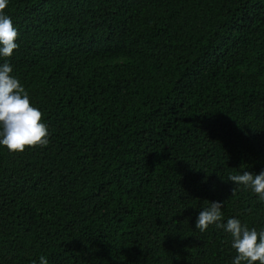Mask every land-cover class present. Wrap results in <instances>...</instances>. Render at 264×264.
<instances>
[{
	"label": "trees",
	"instance_id": "trees-1",
	"mask_svg": "<svg viewBox=\"0 0 264 264\" xmlns=\"http://www.w3.org/2000/svg\"><path fill=\"white\" fill-rule=\"evenodd\" d=\"M46 146L0 145V264H233L264 230V0H8ZM243 264V262H242Z\"/></svg>",
	"mask_w": 264,
	"mask_h": 264
},
{
	"label": "clouds",
	"instance_id": "clouds-1",
	"mask_svg": "<svg viewBox=\"0 0 264 264\" xmlns=\"http://www.w3.org/2000/svg\"><path fill=\"white\" fill-rule=\"evenodd\" d=\"M8 0H0V57H11L18 48L19 33L11 18L4 14ZM13 68L9 63L0 66V145L10 153H23L28 148L46 146L48 128L44 123V114L31 103L28 92L20 81L11 75ZM228 181L235 187L242 185L250 188L264 202V172L253 174L245 171L239 175H229ZM223 204L219 201L210 203L198 214L195 228L201 233L210 225L224 229L230 234L232 248L237 255L233 264H264V230L257 231L243 225L239 219L229 218L227 223L222 220ZM40 264H48L47 258L39 257ZM35 264V261L33 262Z\"/></svg>",
	"mask_w": 264,
	"mask_h": 264
}]
</instances>
